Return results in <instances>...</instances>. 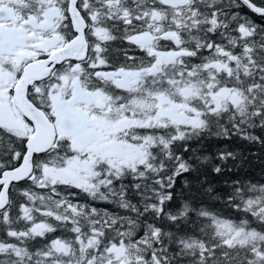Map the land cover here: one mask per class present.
Returning a JSON list of instances; mask_svg holds the SVG:
<instances>
[{
    "label": "snow or ice",
    "instance_id": "1",
    "mask_svg": "<svg viewBox=\"0 0 264 264\" xmlns=\"http://www.w3.org/2000/svg\"><path fill=\"white\" fill-rule=\"evenodd\" d=\"M0 264H264V0H0Z\"/></svg>",
    "mask_w": 264,
    "mask_h": 264
}]
</instances>
